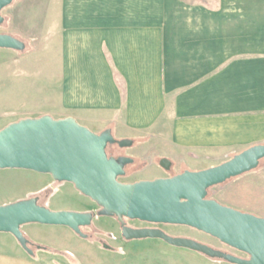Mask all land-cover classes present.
I'll return each instance as SVG.
<instances>
[{"label": "crops", "instance_id": "crops-1", "mask_svg": "<svg viewBox=\"0 0 264 264\" xmlns=\"http://www.w3.org/2000/svg\"><path fill=\"white\" fill-rule=\"evenodd\" d=\"M28 7L53 37L46 41L56 118L131 139L124 155L140 160L137 180L167 176L162 158L174 174L264 144V0H43ZM46 176L44 186L52 182ZM21 231L46 249L31 247L29 255L0 232V264H108L92 255L114 251L66 226L28 223ZM60 232L73 244L55 239Z\"/></svg>", "mask_w": 264, "mask_h": 264}, {"label": "water", "instance_id": "water-1", "mask_svg": "<svg viewBox=\"0 0 264 264\" xmlns=\"http://www.w3.org/2000/svg\"><path fill=\"white\" fill-rule=\"evenodd\" d=\"M13 0H0L2 10ZM0 48L23 50L25 43L0 33ZM131 139H117L109 128L99 133L73 117L54 118L49 114L27 117L0 129V169H26L49 174L54 181L69 182L97 204L94 211L52 210L38 203V196L0 204V232L12 234L29 254L33 249L21 231L28 223L60 225L82 238V227L93 217H115L125 240L158 238L169 245L200 252L207 257L233 264H264V217L244 212L208 198V190L255 169L264 158V144L251 145L220 164L185 169L169 176L121 182L133 158L108 155L107 147L126 148ZM159 165L170 169L162 158ZM125 219L149 223L185 225L204 232L247 257L213 248L191 238L172 236L160 228H134ZM103 247L107 248L106 244Z\"/></svg>", "mask_w": 264, "mask_h": 264}, {"label": "rangeland", "instance_id": "rangeland-1", "mask_svg": "<svg viewBox=\"0 0 264 264\" xmlns=\"http://www.w3.org/2000/svg\"><path fill=\"white\" fill-rule=\"evenodd\" d=\"M42 1L13 0L1 12L3 22L0 24V33L11 34L20 39L25 43V48L20 51L0 48V129L22 118L39 117L44 114L54 118L58 116L54 100L57 81L54 74L53 47L52 42L48 43L53 37L45 36L43 21L38 16L40 13L31 12L29 11L31 7H28V5L42 4ZM33 15L34 20L30 17ZM127 148L129 147L119 148L117 151L114 146H109L108 151L110 154L124 155ZM134 159L125 167L126 174L119 177L121 182H134L141 177V174L135 173L140 166V160ZM263 165L264 160L250 174L211 187L207 197L219 203L224 202L221 203L224 205L236 204L264 213ZM172 172L165 170L167 176ZM46 175L26 169H0V204L38 196V203L45 205L49 200L48 207L52 210L96 212L99 209L95 202L82 195L69 182H57L52 179L50 184L44 186L49 180ZM94 217L91 225L81 228L87 234L86 238L101 247L106 244L108 249L114 250L107 251L108 253L100 258H97L98 253L93 254L94 261L100 260L108 264H233L207 257L194 250L169 245L158 238L125 240L120 236V226L115 217L98 215ZM125 222L137 227L160 228L172 236L191 238L239 257H247L246 254L225 245L218 239L189 226L150 224L138 219H125ZM113 230L114 233L111 234ZM54 238L62 241V244H73L63 242L68 240L63 232L57 233Z\"/></svg>", "mask_w": 264, "mask_h": 264}, {"label": "flooded vegetation", "instance_id": "flooded-vegetation-1", "mask_svg": "<svg viewBox=\"0 0 264 264\" xmlns=\"http://www.w3.org/2000/svg\"><path fill=\"white\" fill-rule=\"evenodd\" d=\"M109 146H114L116 149H117V151H118V149H119V147L117 146V145H109ZM108 146V147H109ZM107 147V148H108ZM115 149V150H116ZM115 153H117V152H115ZM110 155H117V154H110ZM135 159L133 158V161H134ZM117 221V220H116ZM117 223H118V226H120V224H119V222L117 221ZM149 223V222H148ZM127 224V223H126ZM151 224V223H150ZM128 226H130V227H134V228H140V227H153V226H140V227H137V226H133V225H130V224H127ZM120 228V227H119ZM155 228V227H154ZM120 236H121V228H120ZM122 237V236H121Z\"/></svg>", "mask_w": 264, "mask_h": 264}, {"label": "trees", "instance_id": "trees-1", "mask_svg": "<svg viewBox=\"0 0 264 264\" xmlns=\"http://www.w3.org/2000/svg\"><path fill=\"white\" fill-rule=\"evenodd\" d=\"M106 151H107V154L110 155V153H109V151H108V148L106 149ZM29 244H30L31 247L34 246V247H38V248H41V249H46V247L41 246V245H38V244H35V243H33L32 241H30V240H29ZM109 248H110V247H109Z\"/></svg>", "mask_w": 264, "mask_h": 264}]
</instances>
